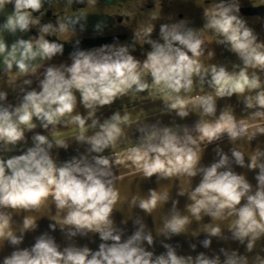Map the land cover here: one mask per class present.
Returning a JSON list of instances; mask_svg holds the SVG:
<instances>
[{"label": "clouds", "instance_id": "9594fccd", "mask_svg": "<svg viewBox=\"0 0 264 264\" xmlns=\"http://www.w3.org/2000/svg\"><path fill=\"white\" fill-rule=\"evenodd\" d=\"M0 264H264V0H0Z\"/></svg>", "mask_w": 264, "mask_h": 264}, {"label": "water", "instance_id": "95a60500", "mask_svg": "<svg viewBox=\"0 0 264 264\" xmlns=\"http://www.w3.org/2000/svg\"><path fill=\"white\" fill-rule=\"evenodd\" d=\"M206 159H207V157H206ZM46 223H47V221H41V226L42 227L46 226Z\"/></svg>", "mask_w": 264, "mask_h": 264}, {"label": "flooded vegetation", "instance_id": "af4514ba", "mask_svg": "<svg viewBox=\"0 0 264 264\" xmlns=\"http://www.w3.org/2000/svg\"><path fill=\"white\" fill-rule=\"evenodd\" d=\"M93 42H95V41H91V40L85 41V43H93Z\"/></svg>", "mask_w": 264, "mask_h": 264}]
</instances>
